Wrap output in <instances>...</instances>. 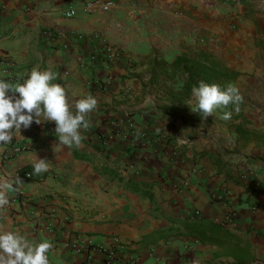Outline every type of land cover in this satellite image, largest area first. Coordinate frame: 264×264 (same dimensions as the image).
I'll return each instance as SVG.
<instances>
[{
  "label": "crops",
  "instance_id": "1",
  "mask_svg": "<svg viewBox=\"0 0 264 264\" xmlns=\"http://www.w3.org/2000/svg\"><path fill=\"white\" fill-rule=\"evenodd\" d=\"M104 1L0 0V78L51 68L73 111L97 100L78 146L59 144L54 121L0 146V232L49 241V264H264V172L189 149L182 115L146 91L190 41L220 37L228 6L113 0L105 11ZM38 156L49 176L21 178Z\"/></svg>",
  "mask_w": 264,
  "mask_h": 264
},
{
  "label": "rangeland",
  "instance_id": "2",
  "mask_svg": "<svg viewBox=\"0 0 264 264\" xmlns=\"http://www.w3.org/2000/svg\"><path fill=\"white\" fill-rule=\"evenodd\" d=\"M228 8L224 21L226 29L218 39L204 44L190 41L188 51L202 48L213 53L225 65L239 72L231 83L238 87L243 99L238 105L217 109L204 118L187 104L194 99L178 100L172 90H182V74L172 67H160L149 79L146 91L164 92L163 97L149 100L151 106L165 109L175 117L182 115L187 146L198 153L222 154L236 166L243 163L258 166L264 172V0H221ZM231 10L234 13H231ZM143 101V100H141ZM148 101V100H147ZM225 111L231 118L222 119Z\"/></svg>",
  "mask_w": 264,
  "mask_h": 264
},
{
  "label": "clouds",
  "instance_id": "3",
  "mask_svg": "<svg viewBox=\"0 0 264 264\" xmlns=\"http://www.w3.org/2000/svg\"><path fill=\"white\" fill-rule=\"evenodd\" d=\"M56 76L51 68H33L22 82L0 78V146L9 144L14 132H20L34 121H54L61 145L78 146L81 143L80 130L88 127L86 116L97 107V100L92 95L82 97L76 101L73 111L66 88L54 82ZM191 92L194 103L190 100L187 104L204 118L230 104L239 110L238 105L243 99L238 87L232 83L222 87L201 80ZM231 115V111H225L221 118L228 120ZM48 166L45 158L38 156L33 161V171L37 175L46 172ZM8 187V184L0 186V209L9 203ZM51 247L47 240L33 241L19 232L3 231L0 232V264H49L47 253Z\"/></svg>",
  "mask_w": 264,
  "mask_h": 264
},
{
  "label": "trees",
  "instance_id": "4",
  "mask_svg": "<svg viewBox=\"0 0 264 264\" xmlns=\"http://www.w3.org/2000/svg\"><path fill=\"white\" fill-rule=\"evenodd\" d=\"M173 73H181L182 90L177 92L172 90V95H181L178 100H186L191 97V89L203 80L207 83H217L222 87L227 86L236 80L239 72L225 65L213 53L202 48H197L193 52H184L176 57L173 62ZM20 177L27 180H41L49 176V172L39 175L33 171V166H25L19 170Z\"/></svg>",
  "mask_w": 264,
  "mask_h": 264
},
{
  "label": "built area",
  "instance_id": "5",
  "mask_svg": "<svg viewBox=\"0 0 264 264\" xmlns=\"http://www.w3.org/2000/svg\"><path fill=\"white\" fill-rule=\"evenodd\" d=\"M101 6L103 10L108 11L114 6V1L113 0L104 1L102 2ZM63 14L66 17H73L74 15H76V9L73 7H70L68 9H65ZM197 213H200V212L198 211Z\"/></svg>",
  "mask_w": 264,
  "mask_h": 264
}]
</instances>
